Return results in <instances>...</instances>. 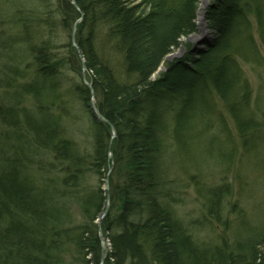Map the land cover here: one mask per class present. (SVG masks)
Segmentation results:
<instances>
[{"label": "trees", "instance_id": "1", "mask_svg": "<svg viewBox=\"0 0 264 264\" xmlns=\"http://www.w3.org/2000/svg\"><path fill=\"white\" fill-rule=\"evenodd\" d=\"M8 1L11 2V7L20 10L32 2L44 0ZM75 1L80 9L90 14V21H85L80 27V32L84 34L79 39L82 56L89 75L93 76V87L100 97V110L118 132L115 138L117 148L113 155L114 168L109 177L111 203L108 214L102 220L104 235L111 243L110 251L105 250L104 264H264V230L251 229L250 224L241 228L238 220L233 240H229L226 235L221 240L215 239L214 243L202 242L188 232L189 227L176 215L172 199L169 198V195L176 198L174 191L176 193L177 184L170 183L168 176L171 169L178 168L184 172L188 162L200 158L192 154V141L199 138L194 134L195 124L196 120H204L210 115L216 93L240 122L238 128L242 138L247 137L251 130L249 125L257 120L252 109V104L256 101H251L252 86L246 80L241 59L252 63L248 57L260 60L258 57L264 55L256 40L257 33L264 47V0H216L206 15L207 24L215 33L207 50L201 51L197 59L194 58L195 55H190L187 60L178 59L168 63L166 71L155 78L152 77L153 74L169 52L182 44L190 47L191 43L183 42L181 38L182 35L191 37L198 30L196 20L199 0H157L161 13L158 7L152 6L156 7V13L151 12L145 17L141 16L136 6L130 5L139 0ZM59 5L64 17L74 9L69 0H59ZM21 15L20 13L19 17ZM148 26L151 33L145 29ZM70 36L69 33V38ZM109 40L110 49L123 57L121 61L119 57L114 59L115 65L106 57V51L102 50L104 42L109 48ZM67 51L66 62L75 67L73 70H80V57L78 53H73L74 48L69 40ZM37 53L42 54L44 51L39 50ZM36 59L42 65L41 61L47 63L45 60L48 61L49 58ZM193 60V65L187 63ZM120 65L128 69V76L123 77L118 71ZM51 66L55 69L54 65ZM118 80L129 84L120 85ZM12 82L8 88L15 85L14 89H17V82ZM30 84V81H25L21 86ZM77 85L88 90L82 83ZM140 85H143L141 90ZM7 95H10L9 91ZM12 108L18 117L20 114L24 117L20 115L18 122H24L25 118L34 119L30 120L32 124L28 132L34 137L35 144H41L42 140L46 142L48 138L42 133L48 132L46 130L50 124L44 117L46 112L40 110L41 115L32 112L36 116H26L28 108ZM93 123L94 141L97 140L99 146L103 147L102 153L99 152L93 160L94 167L98 174L106 176L110 161L107 152L111 131L107 122L93 119ZM255 125L257 123L251 127L254 133ZM15 129H18V124ZM249 139L250 133L245 143ZM56 148L54 147L55 151ZM66 150L70 152L68 147ZM205 150L206 148L203 152ZM182 152L185 159L181 156ZM185 153H189L190 159L186 158ZM55 158L65 160L57 153ZM9 169L5 166L0 172L6 174ZM164 173H167L165 178L162 175ZM70 179L76 178L67 177L64 182L72 183ZM8 180L0 187V195H4L2 198L7 209L4 214L0 213V220L6 219L7 211L8 218L14 213L21 215L22 211L25 215L21 218L22 221L34 215L36 218H32L31 230L38 242L33 243L32 248H14L16 254L8 258L10 261L11 258H19L17 261L20 264H26L24 257L29 252L26 261L30 257L31 259L27 264H46L52 253L43 256L40 251L49 249L50 252L55 245L45 246V234L41 230L48 229L56 217L48 215V206H41L39 201L36 202L29 195L25 188L28 186L30 192L27 178L17 180L12 177ZM170 184L173 186L171 189ZM107 192L98 187L93 190V194L82 199L81 210L85 221L80 225L75 242L81 250L79 259L83 264H101L103 247L96 220L104 210ZM225 193L223 186L205 190L203 197L206 222L212 223L209 221L212 214L219 221L216 214L219 213V207H223L220 197L222 194L225 196ZM115 209L116 213L113 212ZM55 230L52 235L56 238L59 231ZM86 254L90 257L85 258ZM3 256L5 257V251ZM3 256L0 255V258L3 259ZM5 261L6 258L2 264H8Z\"/></svg>", "mask_w": 264, "mask_h": 264}, {"label": "rangeland", "instance_id": "2", "mask_svg": "<svg viewBox=\"0 0 264 264\" xmlns=\"http://www.w3.org/2000/svg\"><path fill=\"white\" fill-rule=\"evenodd\" d=\"M69 1L74 5L75 11L74 9L68 11V14L64 17L62 12L58 11L59 0L32 2L29 6L20 10H17L16 7H11V2L8 0H0V17L4 21V27L10 26L12 30L10 31L4 27L0 28V31L2 30L6 34L0 33L2 35L0 40L7 39L4 47L0 45V48H3L0 52V98L6 96L8 91L11 96H16L18 92L19 96L23 95L22 98H19V100H22L14 99L15 103L12 104L7 98H2L5 101L4 105L8 106L9 109L11 107H16L17 109L19 107L25 110L28 108L29 111L27 112L32 114V108L38 109L36 104H34L35 102L43 107L40 110L46 112L44 117L51 124L47 122L46 124L49 125L46 131L48 132H42L48 138L46 142L42 140V143L47 146L42 143L35 144L32 134H30L31 136L29 134L19 136L17 134L18 129H15V126L10 130V137L8 136L7 142L6 139L4 142L10 146V163L14 165L6 171V174L0 172V187H2L3 183L5 184L6 181H9V178L14 177L17 180L27 178L31 193L28 190V186L25 185V188L29 195L34 197L36 202L39 201L41 206H48L46 210L48 215L51 214V216L56 217L53 220L54 222L49 224L48 229H44L41 226L43 228L41 231L45 234V236L43 235L45 246L55 245L51 247L50 252L49 249L40 251L43 256H48L49 253H52L49 256V262L46 264H83L82 260L79 259L81 250L77 247V242H75V237L80 231V225L85 221L81 210L82 199L89 194H93L95 188L102 187L107 190L109 186L106 182L109 184V177H111L114 168L112 166L113 168L110 171L111 162L109 164L110 169L108 168L106 176H103V174H98L94 167L93 160H95L99 152L102 153L103 147L99 146L97 140L94 141L93 129L95 125L93 123V113L86 105L90 95L85 93L83 86L79 91L80 93L75 91L74 83H72L74 79L79 81L81 79L80 74H82L84 84L87 86L86 82H89L93 85L91 79L93 76L89 75L87 71L89 69L83 64V50L79 42V39L84 35L80 32V27L85 21H90L88 19L90 14L80 9L75 0ZM215 1L199 0L197 3L196 21L198 30L195 35L192 34L189 40L195 45V50H207V45L210 44L208 38H214L215 36L213 29L208 26L207 22V31L205 32L202 29L200 20L201 17L206 19V14H208L209 8ZM158 3L157 0H149L148 2L139 0L132 2L130 5L136 6L141 16L145 17L151 12L156 13ZM152 6L156 7L152 8ZM18 11L33 20L29 22L30 27L26 28L21 24L25 19L21 23L16 20V12ZM159 11L161 13L160 8ZM76 12L78 14H75ZM145 29L149 33L152 32L149 26L145 27ZM69 33L71 35L70 38ZM7 34L11 37L10 39H13L12 41L5 37ZM22 35L25 36L27 41L22 38ZM142 35H144L143 31ZM256 38L260 50L264 52V47L257 33ZM45 40L49 42L48 50L38 54L37 52H39V48L43 46L42 42ZM68 40L74 48L73 53H79L81 56L79 58L81 62L80 73L74 71L75 67H71L66 62L68 59L67 52L69 51V48L67 51ZM34 41L38 42L34 44ZM109 42L110 40L108 41L109 48L104 42L102 50L106 51V57L115 65L114 59L116 60L119 57V61H121L123 57H120L119 52L110 49ZM186 52L185 45L169 52L162 59L152 77L155 78L165 72L168 63L184 59ZM36 57H48L49 59L48 61L45 60L47 63L41 61L42 65H39ZM258 58L260 60L248 57V59L252 60V63L251 61L246 63L240 58L242 60L241 65L246 72V80L252 86L251 96L253 95V98L251 101L253 102L254 99L256 101L255 103L253 102L252 109L258 120L249 125L251 130L249 131L250 139L248 142L245 143V140L248 138L249 133L245 139L241 137L239 133L240 122L231 113L229 107L222 102V99L215 95L216 98H213V103L216 102L219 107L213 106L209 120L205 117L204 120H196L195 124L194 134L199 138L192 141V154L201 156L202 160L198 158L197 161L188 162L184 172H181L178 168L177 170L171 169L169 171L170 183L175 182V185L177 184L176 193L174 191L176 198L173 195H169L175 212L179 219L189 227L190 230H187L188 232L190 231L197 237L196 230L198 231L202 242L208 240L211 241L210 243H214L215 239L219 238L221 240L226 235L229 240H233L238 218L240 221L239 227L241 228L250 224L251 229L264 230V55ZM48 64L56 66V71L57 69H63L61 78H63L64 83H67H65V87L61 86V83L58 86L54 79L49 83L50 80L44 78L42 79L43 83L39 84L35 91H27L26 86L22 87L21 90L19 89L25 81H31V79L33 81L35 79L41 80L42 75L51 74L53 69H50L47 66ZM127 70L120 65L118 71L123 77H126L129 75ZM12 80L15 81L14 83L17 82V89H14L15 85H13V88H8L13 83ZM118 82L116 81L120 85H128L127 82L122 80H118ZM142 86L140 85V90ZM2 99H0V102ZM104 120H107V118L104 117L102 121ZM255 123L257 125L254 126V133L251 127ZM109 128H111V132H114L111 136L116 138L118 132L115 125L110 122ZM2 135H4V132L0 126V136ZM2 142L0 141V149L6 147L2 145ZM17 142H21L22 156L17 152L18 148L14 151ZM61 142V146L65 147V151H62L63 155L61 154V156L65 160L59 158L55 160L53 158V155L55 156L54 147H58ZM188 145L190 146L189 143ZM67 147L70 152H67ZM204 148H206L205 152H203ZM246 148H249V150ZM107 153L112 156L113 160L114 151L108 149ZM183 154L182 152L181 156L185 159ZM18 163H22L21 171L17 169ZM159 164H161V160ZM4 168L5 166L2 165L1 169ZM162 175L165 178L167 173ZM67 177L76 179H70L73 182L66 183L64 181ZM19 184L21 183L19 182ZM221 186L226 190V195L222 194L220 197L223 207L221 209L220 206L219 213L216 214L219 216V221L216 219L215 214H212L211 216L213 217L209 219L212 223H208L204 219L207 212L204 210L205 199L203 194L206 189L209 191L213 187ZM172 187L170 184L169 189ZM3 196L0 195V213L4 214L7 209ZM110 203L111 201L107 202L109 205ZM109 205L105 206L100 215L105 211L103 217L108 214ZM113 212L116 213V209ZM21 215L14 213L9 219L0 220V255L3 256L5 251V257L3 256V259L0 258V264H2L4 258L7 259L5 263L20 264L17 261L19 258H11L12 261L8 258L16 254V249L14 248H19L20 246H26V248L31 246L32 248L33 243L38 244L35 241L36 236L31 230L33 219L27 218V220L22 221L25 216L22 211ZM100 215L96 220L97 224L100 223ZM99 228L100 226L98 230ZM55 229L59 231V235L56 238L52 235L56 231ZM51 241L52 243H50ZM28 253H25L24 257L26 264L31 259L30 257L26 261ZM89 257L88 255L86 258Z\"/></svg>", "mask_w": 264, "mask_h": 264}, {"label": "bare ground", "instance_id": "3", "mask_svg": "<svg viewBox=\"0 0 264 264\" xmlns=\"http://www.w3.org/2000/svg\"><path fill=\"white\" fill-rule=\"evenodd\" d=\"M170 2H171V0H169ZM58 11H59V9H58ZM60 11H61V9H60ZM21 12L20 11H18V12H16V20L20 23L22 20H24L23 21V23H21L22 25H24L26 28H28V27H30V25H29V22H31V21H33V20H31L30 18H25V15H21L20 17H19V14H20ZM200 20H201V22H202V17L200 18ZM28 21V22H27ZM21 24H19L20 26H21ZM202 29L206 32L207 30V24L204 22V24H203V22H202ZM1 27H4V21H3V19L0 17V28ZM4 28H7L8 30H10V31H12L11 30V27L10 26H6V27H4ZM201 32H202V30H201ZM0 33H2L3 35L5 34L4 33V31H0ZM10 33V32H9ZM6 35V34H5ZM0 36H2L1 34H0ZM6 38H8V40H13V39H10L11 37L9 36V34H7V36H5ZM22 38L24 39V40H26L25 39V36H23L22 35ZM213 38V37H212ZM212 38H210V39H212ZM2 39V38H1ZM191 39V37L190 36H185V35H182V38H181V40L184 42H187V41H189ZM209 39V38H208ZM6 41H7V39H4V40H0V45L2 44H5L6 43ZM27 41V40H26ZM36 41V40H35ZM34 41V44L35 43H37V42H35ZM191 44H190V47L188 48V47H186V53L184 54V59L185 60H187L188 59V57L190 56V55H195V59H197L198 57H199V54H200V52L201 51H198L197 49L195 50V45L193 44V42H191V41H189ZM42 47H40L39 49H40V51L41 52H43V51H45V50H48V47H49V42L47 41V40H45V41H43L42 42ZM4 46V45H3ZM181 46H183V44L181 45ZM1 48H0V52H1ZM184 53V52H183ZM54 59H56V58H54ZM183 59V60H184ZM187 63L188 64H190V65H193V63H194V60L193 61H187ZM188 64H186L187 66H188ZM47 66H49V68L50 69H52L53 67L52 66H50L49 64L47 65ZM56 67V66H55ZM60 68V67H59ZM16 71H17V69H16ZM45 71H47V70H45ZM62 71H63V69L61 68V70H59V69H57V71H56V68L55 69H53L52 70V72H51V74H47V75H42L41 76V80L40 79H35L34 81H33V79H31V84L30 85H28V86H26L27 87V90H30V89H37V87H38V85L39 84H42L43 83V80L42 79H46V80H50L49 81V83L50 82H52L53 81V79L56 81V83H57V85L58 86H60L59 84L61 83V86H63V87H65V83L63 82V78H61V73H62ZM35 74H37V73H35ZM38 75V74H37ZM77 79H79V78H77ZM72 83H74V89H75V91H80L81 90V88H82V86L81 85H77V84H79V83H82V84H84V80L82 79V77H81V79H79V81H77L76 79H74V82H72ZM128 83V82H127ZM129 84V83H128ZM47 85V84H46ZM22 87V86H21ZM21 87L19 88L20 90H21ZM26 92V91H25ZM26 93H28V92H26ZM85 93L86 94H89L90 95V98L88 99V101H87V108L91 111V110H93L95 113H96V115H97V117H98V119H100L101 121L104 119V115H103V113L101 112V110H100V107H99V99H100V97H99V95L93 90V88L90 86V87H88V90L87 91H85ZM162 95H165V93H162ZM216 95L219 97V95H218V93H216ZM10 96V97H9ZM23 97V95H20L19 96V93L17 92V95L16 96H11V95H6V96H3V98H7L10 102H12V104H14V99L15 100H19V98H22ZM220 98V97H219ZM0 99H2V98H0ZM4 99H2V101L0 102V108H1V110H0V112L2 111V117L0 116V122H4V123H0V126L2 127V130H3V132H4V135H2V136H0V141H3L2 142V145H4V146H6V147H2L1 149H0V151H2V153H0V159H3V162L0 164V167L3 165V166H6L7 168H10V166H11V163H10V156H11V154H10V152H9V148H10V146L9 145H7L6 144V142H7V139L10 137L9 136V132H10V130H11V128L12 127H14L15 125H16V123L18 124V135L19 136H22V135H27V134H29V128L31 127V124H32V121H30V120H34L33 118H25V120H24V122L23 121H20V122H18V118H21L22 117V115H21V117H20V115H19V117L16 115V113H14L12 110H13V108L11 107V109H9L8 108V106H4L3 104L5 103V101H3ZM20 100H22V99H20ZM19 100V101H20ZM18 101V102H19ZM34 104H36V107L38 108V109H35V108H32L31 109V111L33 112V113H36V112H38L39 113V111H40V109H42L43 107L41 106V105H39V104H37V103H35L34 102ZM89 104V105H88ZM212 105L213 106H218L219 107V105H216V102H214V103H212ZM212 106V108H214ZM15 109H16V107H14ZM18 110H19V107H18ZM212 111V110H211ZM32 113V116H34V114ZM232 113V112H231ZM4 114H5V116H4ZM27 115H31V113H29V112H26V116ZM100 117H99V116ZM5 118H7V119H5ZM22 118H24V117H22ZM106 118V117H105ZM207 119L209 120L210 119V117L209 116H207ZM17 120V121H16ZM8 124V125H7ZM30 135V134H29ZM9 136V137H8ZM31 136V135H30ZM6 139V142H4V140ZM211 140V139H210ZM21 142H17V144H16V148L14 149V151L18 148V150H17V152H19L20 154H21V156H22V150H21ZM62 145V142L60 143V145L56 148V151H55V153H57V154H59V155H61V154H63L62 153V151L64 152L65 151V147L64 146H61ZM117 146V144H116V140H115V138L113 137V136H111L110 135V137H109V141H108V149L110 150V151H115V147ZM192 152V151H191ZM193 153V152H192ZM51 155H52V153H51ZM185 155H186V158L187 159H190V155H189V153H185ZM9 156V157H8ZM200 157V159L202 160V157L201 156H199ZM53 158L56 160V158H55V156L53 155ZM31 161V160H30ZM4 163V164H3ZM113 163V162H112ZM22 163H18V165H17V169L19 170V171H21L22 170V165H21ZM114 164H115V161H114ZM23 169H25V168H23ZM15 209H16V207H14ZM9 211H7V213H6V219H9L8 218V215H9V213H8ZM240 214V213H239ZM177 215V214H176ZM30 217H32V218H36L34 215H30ZM238 220H239V218H238ZM238 220H237V222H238ZM237 222H236V224H237ZM194 225V224H193ZM195 226V225H194ZM56 232V231H55ZM196 233L198 234L197 235V238L199 239V240H201V237H200V235H199V233H198V231L196 230ZM56 234V233H55ZM208 241V240H207ZM87 253L89 254V251H87ZM87 257V256H86ZM85 257V258H86ZM90 264H92V263H90Z\"/></svg>", "mask_w": 264, "mask_h": 264}, {"label": "water", "instance_id": "4", "mask_svg": "<svg viewBox=\"0 0 264 264\" xmlns=\"http://www.w3.org/2000/svg\"><path fill=\"white\" fill-rule=\"evenodd\" d=\"M200 43V42H199ZM104 214H105V212H103L102 214H101V216L100 217H103L104 216Z\"/></svg>", "mask_w": 264, "mask_h": 264}]
</instances>
